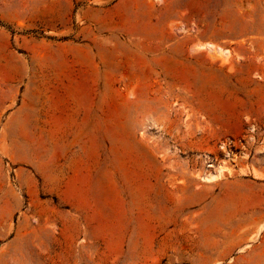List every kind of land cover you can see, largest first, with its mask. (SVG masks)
Segmentation results:
<instances>
[{
    "label": "rangeland",
    "instance_id": "rangeland-1",
    "mask_svg": "<svg viewBox=\"0 0 264 264\" xmlns=\"http://www.w3.org/2000/svg\"><path fill=\"white\" fill-rule=\"evenodd\" d=\"M0 264H264V0H0Z\"/></svg>",
    "mask_w": 264,
    "mask_h": 264
},
{
    "label": "bare ground",
    "instance_id": "bare-ground-1",
    "mask_svg": "<svg viewBox=\"0 0 264 264\" xmlns=\"http://www.w3.org/2000/svg\"><path fill=\"white\" fill-rule=\"evenodd\" d=\"M224 168L222 166H218L212 171L211 173H208L207 176L204 178L206 181H210L211 179H214L218 175H220L223 172Z\"/></svg>",
    "mask_w": 264,
    "mask_h": 264
}]
</instances>
